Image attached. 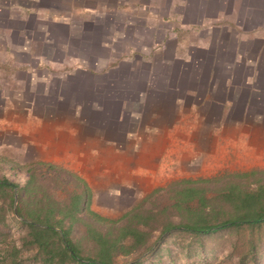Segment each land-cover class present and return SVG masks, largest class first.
I'll list each match as a JSON object with an SVG mask.
<instances>
[{
  "label": "crops",
  "instance_id": "obj_1",
  "mask_svg": "<svg viewBox=\"0 0 264 264\" xmlns=\"http://www.w3.org/2000/svg\"><path fill=\"white\" fill-rule=\"evenodd\" d=\"M11 7L24 18L26 40L53 42L72 57L66 90L57 85L55 95L32 100L17 116L18 134L33 160L80 176L93 204L114 208L123 188L150 192L185 175L182 160L199 164L203 153L215 171L222 152L233 170L264 169V0H18ZM83 55L102 58L87 66ZM60 65H39L48 83Z\"/></svg>",
  "mask_w": 264,
  "mask_h": 264
},
{
  "label": "rangeland",
  "instance_id": "obj_2",
  "mask_svg": "<svg viewBox=\"0 0 264 264\" xmlns=\"http://www.w3.org/2000/svg\"><path fill=\"white\" fill-rule=\"evenodd\" d=\"M17 2L18 0H0V181L6 179L22 188L29 180V173L31 172H29V170L32 169V167H36L39 170L37 165H47L49 163L33 160V148L30 145L29 147L25 146V138L18 134L17 116L19 113H23V109L33 106L32 100L41 101L43 99V94L48 96L55 95V86L58 85L62 90H66L68 85H66L65 79L62 78V76L65 71V64H69L72 57L63 56L62 53L55 48L53 42L40 39L26 40L24 31L27 29L19 22V19L24 18L18 13V8L11 7L12 4L15 5ZM27 42L30 43V52L26 54L22 52L21 54V48L27 47ZM98 58H102V56H82V59L87 61L85 63L87 66H92L93 62ZM37 60L39 63H37ZM52 63L61 65L58 67V71L53 72L51 70V73L49 72L50 76L51 74L54 76L50 84L44 77V75L48 73L42 70V67L39 65L46 67L47 65H52ZM23 69H29V71L32 72V78L28 73L23 72ZM228 155L230 154L222 152V159L219 165H222L223 168L217 171L213 170L215 168L211 167L213 163L209 158V152L203 153L199 164L197 160L193 162L190 158L182 160L181 164H184L187 171L189 170L185 175L175 176L174 174V176H171L173 178H170L169 181L164 182L143 195H140L141 193H138V195L134 194L135 192L133 190H131L130 193V191L123 188V191L119 195L120 197L118 196L119 201L114 208H112L113 206L111 207L110 203L106 204L103 202L99 205L98 202L93 204L92 195L89 210L101 218L110 220L120 219L126 212L135 207H139L138 212L143 215L147 213L157 215V221L154 220L149 222L148 227L145 226V224L140 225L141 230H153L150 238V245L157 244L159 231L168 220H171L174 225L180 223V213L172 206L174 204V192H167V189L170 187L167 188L166 186L180 179L196 181L198 179L214 178V182L205 185L207 187L205 195L207 198L216 197L219 193L223 192L222 189L225 187V184L221 183L223 179L221 178L222 175L239 172L232 169L234 161L230 160ZM57 168L81 178L76 173L72 172L71 169L63 167ZM36 175L38 178L40 174L36 172ZM44 175L45 177L42 178V180L38 179L37 186L44 189L46 194L51 196L55 201L60 202L67 199L68 193H71L75 189V187L70 185L62 187L54 183L53 180H51L52 174L50 173H45ZM226 175L231 176L230 174ZM257 178L261 181V185L264 186V169L260 170L254 178H232L229 181L236 183L233 184L236 186L240 184L241 189L254 190L257 187L255 183ZM218 179L220 183H218ZM81 180L84 181L82 178ZM215 180H217V182H215ZM171 187L180 188L175 185ZM194 187L199 188L200 186L195 185ZM162 188L165 189L159 190L153 197L148 199L147 202L142 203L147 196L151 195L155 190ZM78 190L77 188L76 191ZM103 192L102 194L104 195L106 191ZM6 193L11 194L10 190L0 191V211L1 209L4 210L3 215L5 219L4 225H0V264H39L33 263L32 261L34 255L33 250L23 246L24 239L27 240V229L18 224L13 213L15 206H20L25 202H29L31 197L28 198L27 195L22 192V201L20 200V202L18 201L17 203L14 202L13 206H10L9 200L5 195ZM95 194L97 195L98 193L95 192ZM41 195L42 194L38 193L36 196L37 198H41ZM197 203V198H195L191 209H195ZM81 217L84 221L97 226L99 231L106 233L105 224L99 223L95 225L87 214H82ZM84 230L82 224H75L72 238L78 240L81 235L77 233V231L84 233ZM255 231L258 235H261V233H264V228ZM250 239L251 233L247 228L240 231H223L216 235L203 238L199 247L194 245L190 246V249L193 251L195 250L196 254L199 253L198 256L194 257L193 253L186 254L185 252L186 247L190 245L189 238L182 235H174L164 239V244L156 248V250L159 249V251L155 254L149 251L142 254L141 252H136L127 256L119 255L111 259V262L112 264H264V242L261 243L260 240V242L257 243L256 251L258 255L253 259L251 255L246 253L249 248ZM82 244L86 247V250L92 249L94 245L91 239L85 238L82 240ZM13 261H15V263Z\"/></svg>",
  "mask_w": 264,
  "mask_h": 264
},
{
  "label": "trees",
  "instance_id": "obj_3",
  "mask_svg": "<svg viewBox=\"0 0 264 264\" xmlns=\"http://www.w3.org/2000/svg\"><path fill=\"white\" fill-rule=\"evenodd\" d=\"M37 166L39 170L36 167L29 170L31 171L29 180L22 188L6 179L0 181V191L10 190L11 192V194H5L10 206H13L14 202L22 201V192L28 198L31 197L29 202L24 203L23 201V205L15 206L13 213L18 224L27 229V240L24 239L23 246L33 250V263L112 264L111 259L119 255L127 256L136 252L142 254L149 251L155 254L159 251L156 248L164 244V239L174 235L188 237L190 245L186 247L185 252L186 254L193 253L196 257L199 253L196 254L190 246L199 247L203 238L223 231H240L246 228L251 233L246 253L255 259L258 255L257 243L260 240L261 243L264 242V233L258 235L255 231L264 228V186L261 185L259 178L255 180L257 187L254 190L241 189L240 181L239 186L229 181L232 178H254L260 170L226 173L233 177L222 175L221 183L225 184V187L222 193L213 198L206 197L207 187L205 185L214 182V178L196 181L180 179L169 183L166 186L170 187L167 192H174L172 206L180 213V223L174 225L171 220H168L159 231L158 243L150 245L153 230H141L140 225L145 224L148 227L149 222L157 221V215L150 213L143 215L138 212L139 207H135L118 220L101 218L89 210L92 193L81 178L54 165L39 164ZM36 172L40 174L38 178ZM45 173L52 174L51 180L59 186L75 187L71 193H68L67 199L60 202L55 201L46 194L44 189L37 186L38 179L42 180ZM218 183H220L219 179ZM173 185L180 188L171 187ZM195 185L200 187H194ZM77 188L78 191H76ZM164 189L155 190L142 203L147 202L159 190ZM38 193L42 194L41 198H37ZM195 198L198 203L195 209H191ZM3 212L4 210L1 209L0 225H4ZM82 214L89 215L95 225L105 224L106 233L99 231L97 226L84 221ZM77 223L82 224L85 230L84 233L77 231L81 237L74 240L72 235ZM84 238L92 240L94 244L92 249L86 250L83 246Z\"/></svg>",
  "mask_w": 264,
  "mask_h": 264
}]
</instances>
